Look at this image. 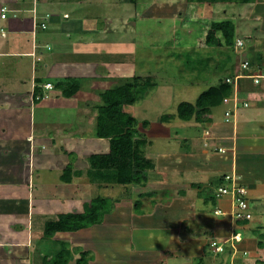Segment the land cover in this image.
<instances>
[{
    "label": "crops",
    "instance_id": "crops-1",
    "mask_svg": "<svg viewBox=\"0 0 264 264\" xmlns=\"http://www.w3.org/2000/svg\"><path fill=\"white\" fill-rule=\"evenodd\" d=\"M73 1L75 0H55V9L49 12L42 10L41 0H0L2 261L10 264H37L34 263L35 258H32V250L44 246L45 243L54 244L56 240H63V235H77L87 230L88 228H84L76 232L57 233L49 240L44 238L47 220H53L59 214L83 212L85 204L96 197L94 195L98 189L103 191L107 186V179L111 177L115 180L110 182L116 183L118 189L126 185V188H132V193H125L126 197L97 195L112 198L115 200V206L111 213L105 214L101 224L91 227L107 226L109 221H113L114 226L118 227L117 233L121 231V234L132 235V239L127 242L132 247L129 251L123 249V235H116V240L120 243L115 242L121 247L122 255L128 254L131 258L126 264H163L166 259L163 258L162 252L164 255H171L164 264H174L175 261L178 264H232L233 250L225 263H218L215 261L218 257L210 256L208 243L213 239L218 242L229 238L234 229L242 231L243 240L239 244L243 251L250 249V257L242 253V262L260 264L262 261L258 260H261V255L264 257V253L261 250L263 248L256 246V242L257 237L264 238V191L260 188L258 192L254 190V193L252 185L264 186V179L260 180L256 173L261 167L264 172V101L261 98L263 93L258 96V91L250 89L242 92L241 97L251 106L242 107L237 120L220 122L212 117L210 122L212 130L215 131L212 136L216 139L213 147L218 146V151L219 148L225 149L212 152L225 155L222 161L224 167L218 164L209 165L204 149H199V145L194 148L196 142H193L186 153L153 150V136L151 141L145 133L139 131L138 126L135 127L134 140L136 144L146 142L145 146H137L140 151L147 150L146 158L142 151L141 155L150 162L147 168H152L147 170L144 185L152 181L153 175L159 176L161 170L166 171L162 166H172L168 169L170 171L166 172L164 180H171V183L174 181L176 186L173 183L167 185L169 189L164 191V199L154 202L151 199L153 191L142 189V183L135 184L123 180L120 173L128 174V171L92 167L91 156L108 153L110 139L93 136L98 103L87 107L86 112L85 106L81 107L79 102L85 85L91 83V87L92 81H101L99 78L105 71L98 70L102 59L94 61L85 58L93 51L111 49L118 58L109 63L104 62L103 65L109 66L110 71L114 73L124 72L126 77H134L139 72H147L152 76L151 69L140 71L142 66L147 65L145 58L141 57V60L136 61L138 56L145 52L140 49H149V39L142 45L136 20L127 19L128 17L123 15L120 21L114 24L117 18L115 16L122 14H112L110 18L106 13L100 14L95 10L96 6L100 7L99 11L107 9V5L101 6L97 0H86L81 2L78 10L77 7L73 9ZM60 5L66 7L62 14L56 10L60 9ZM2 7L8 10L5 18L1 17ZM263 13L261 9V14ZM36 21L38 25L44 21L48 26L44 30L37 29L34 33ZM115 44L120 48H116ZM129 50L131 54L126 55L128 58L121 59L119 53ZM260 53L264 56V50ZM140 61L145 63L141 64ZM160 63H164V66L158 70L171 68L164 60ZM68 78H77L81 84L80 89L71 97L64 95V91L70 87ZM261 80L264 90V79ZM44 83H49L52 87L45 88ZM106 89L108 87L103 91ZM253 100L256 102L253 103ZM234 121L237 131L232 132ZM88 123L90 124L86 127ZM155 159L162 161V168H156L153 164ZM254 161L259 164H254ZM173 166L176 168L173 169ZM172 169L178 173L172 172ZM110 171L113 172L112 175ZM233 171H236L247 186L250 202L254 199L256 208L253 221L236 228L228 215H216L212 211L214 217H211V203L214 208L218 207L224 211L230 204L226 198L218 199L214 194L209 195L210 192L204 188L207 180L216 174L223 178L225 174ZM222 178L217 179V184L222 182ZM129 184L133 186H127ZM138 185L141 186L140 189L135 190ZM206 234L209 236H202ZM110 244L112 245V242ZM155 246V250H149ZM23 250L25 254L21 253ZM3 252H7L6 255ZM253 253L256 256L251 259ZM100 257L103 258L101 263L107 264L106 259L102 255ZM172 257L173 261L170 260ZM92 261L94 262V256Z\"/></svg>",
    "mask_w": 264,
    "mask_h": 264
},
{
    "label": "rangeland",
    "instance_id": "rangeland-1",
    "mask_svg": "<svg viewBox=\"0 0 264 264\" xmlns=\"http://www.w3.org/2000/svg\"><path fill=\"white\" fill-rule=\"evenodd\" d=\"M84 1L86 0L73 1V9L77 7L79 10V7H81L82 4L81 2ZM97 1L100 2L101 6H108L107 9H101L100 11V7L96 6L95 10L100 14L106 13L110 18L115 14H122L115 16L117 18L114 20V24L120 21V17L123 15H126L128 17L127 19L131 18L133 20H136L138 26L137 33L140 35V37H142V45H145L147 42L146 40L149 39V49H140L141 52H145L142 53L144 55L140 54L136 61H138V59L141 60V57L146 59L145 61L147 62V65L142 66L140 68V71L151 69L152 76H150V73L147 72H139L137 75L139 76L141 82H151L152 87L149 88L146 94L143 97L139 98V100L134 105L127 106L126 110L138 119L139 123L137 126L140 129L139 131L145 133V135L151 141L153 138L151 148L153 150H159L160 152H166L170 150L171 152L176 151V154L179 152L186 153L188 152L189 147L194 144L193 142H196V144H194V148L198 147L199 145V149H204L206 160L209 165L213 166L214 164H218L219 166L224 167V163H222V161L224 160L225 155L222 156L223 153H218L221 151L220 148L218 151V146L214 148L216 146L214 145L213 147V144H216V139L212 136V134H214L215 132L212 130V123L210 121L199 122L195 119L196 116H194L190 121L181 120L178 116L177 109L181 102H195L198 96L210 86L219 85L222 82V78H225L226 81L228 78L234 79V77L236 76L235 75L233 77V73L235 70L237 71V73L244 71L241 63L245 60L250 61V63L251 61L256 60L254 66L259 65L258 71H264V56H262V53H260L261 50H264V13L261 14V9L264 12V0H257L256 2L247 4L227 2L216 3L211 2L210 0L201 2H188L187 0ZM54 3L55 0H41L40 6L42 10L51 12L55 9L56 5L54 6ZM59 8L60 9L56 8V10L60 14L66 11V7H63V5H60ZM261 15H263L262 18ZM224 19L233 20V22L237 26V34H240V39H242V42L244 40L243 46L236 47L234 51L226 44L219 43L221 32L217 31L213 26L214 22ZM130 24H132V21ZM118 46V44H115L116 48ZM173 50H177V53L180 57H173L170 53L173 52ZM119 54L121 59L126 60L128 58V56L126 55L131 54V50L124 52L122 51ZM256 54H259L260 59H258V57L256 58ZM158 56L160 57L158 58ZM85 58H89L94 61L102 59L100 62L101 64H99L98 66V70L101 71L102 69H105L103 76H99V79L101 81H92L91 87V83L85 85V88L82 87L84 96L81 95L79 102L81 107L85 106L84 109L87 112V107L95 105L96 103H99L101 101V92H103L105 88H111L114 85L124 84L128 81V79L132 80V76L126 77L124 72L114 73L110 71L109 66L103 65L104 62L109 63L112 60L118 58L110 48H107L106 50L102 49L98 52L93 51L91 52V55H88ZM185 58L190 59L192 63H185L183 61V59ZM162 60L165 61V64L169 63L168 66H170L171 68L168 69L167 67L168 72L167 70H158L159 67L164 66V63H160L162 62ZM140 63L144 64L145 62L140 61ZM251 70L252 69H248L247 71L249 72ZM261 81L259 82L260 84H254L252 79L250 80L240 78L237 83V95L239 94V92L245 91V89H250V91L256 90L258 91V96H261V92L263 93L261 98L264 101V90ZM229 84L235 87L234 82ZM243 102H245V100H243ZM255 102L256 101L253 100V103ZM222 104L212 107L209 116L211 117V119L213 117V119H216L220 122H230L231 119L236 116L230 114L231 111L234 110L233 102L230 99L229 102H222ZM258 104L260 103L258 102ZM244 106L245 105H242V103H240V107ZM250 106V104H247V107ZM238 115L239 110L237 113V118ZM165 116H169L170 118L168 117V120H163L162 118ZM209 116H204V118ZM228 117L231 119L228 120ZM88 120L86 121L88 122ZM145 120H148L150 124L144 126L142 122H144ZM89 124L90 123H88L86 127H88ZM83 129L86 130L87 128ZM231 131H237V124H234V127ZM194 135L199 137H194ZM217 140H219L220 142L222 141V139ZM145 145L146 142L144 146ZM212 150L218 151V154L213 153ZM141 151L144 158H146L145 155L147 150L146 152L143 150ZM249 163L252 164V161H250ZM153 164L156 166V168L159 169L164 167L166 171L164 172V170H161L159 176L155 173L156 175H153L152 181H148L147 183H145V185L142 182V187L138 185L134 189L137 190L141 187L144 190L153 191L151 199L156 202L162 201L164 199V191L169 189L167 185H171L173 183V185L176 186V183L174 181H172L171 183V180L169 181L168 179L167 182H165L164 180L166 172H169L170 170L168 169H170V167L172 166L169 167V164H167V167H161L163 163L162 161H160V159H155L153 161ZM254 164L259 163H255L254 161ZM147 167H149V164H147ZM251 167L252 166H250L249 168L251 169ZM175 168L176 167L173 166V169ZM150 169L152 168H147V170ZM261 169L263 168L261 167L257 169L256 173H258V176H260V180H263L264 172ZM172 172L178 173L177 170H173ZM219 178H222V176L220 177L218 176V174H216L213 178L211 177L209 180H207L206 185H204L206 187L203 186L205 188V191L210 192L209 195L213 196V194L215 193V190L213 192V188L216 186ZM112 179L115 180V178ZM112 179L111 177L108 178L107 186L103 189V191L98 189L97 193L94 196L104 194L110 197H126L127 194L132 193V188H126V185L125 187L118 189L116 187V183L110 182ZM260 185L261 184L252 185V190L254 193L260 188L264 191V186L262 185L261 187ZM127 186L133 185L129 184ZM262 196H264V194H262ZM250 205L251 210L255 214L256 208L254 199H252ZM145 206L146 205H144L143 207ZM213 208L214 206L211 203V205H209V209H211V217H214L215 214L214 212V214H212V211L218 209V207L214 208V210ZM253 219L249 220V222L253 221ZM233 225H236L235 227L238 226L234 223ZM117 228L118 227L114 226L113 221H109V224L107 226L91 227L85 231L79 232L77 235L66 234L63 235L62 238L64 241L67 240L71 242L70 249L72 251V255L75 256V258L80 257V254L83 251L88 252L89 254L86 255V258H88L89 260L88 264H103L101 263V259H103L100 257L101 255L104 257V259H106L107 264H126V261L128 263L131 258L128 254L122 255V249L119 244H117V242L120 243V241L116 240V235L120 237L123 235V249L125 248V250L127 251L131 250L132 248L129 246V244H127V242L129 243V240L132 239V235L128 236L127 234H121V231H119L120 233H117ZM202 236L207 237L209 235L206 234ZM257 238L258 239L256 242V246H258L259 248H263L261 250H263L262 253H264V247L260 246V243L264 244V238ZM110 241L112 242V245L110 244ZM215 241L217 240L213 239L211 243L209 242L208 244L210 248H208L210 249V256L215 255L216 257H218L215 260L218 263H225L224 261H226V259L230 256L231 251L235 250V248L236 253H238L235 254V256L231 257L232 264H240V262H242V259L244 260L242 253L247 254L248 257H250V249H247L248 251L244 252L239 243H235V248H233L234 246H231V244H226V252L224 251L222 253H217L215 250ZM126 244L127 246H124ZM51 245L52 244H50L49 242L48 244L45 243L44 246L51 247ZM155 248L156 246L149 248V250H155ZM7 249L10 250L11 248ZM52 250L53 249H51L50 251ZM43 252H45L44 249ZM232 252L234 254V251ZM3 253L6 255L7 252ZM21 253L25 254V250L21 251ZM257 253V255H259L260 251L258 250ZM223 255L224 257H222ZM254 255L256 256V254L254 253L251 254V259L255 258ZM93 256L94 262L91 259ZM162 256L164 259H166L165 261L171 258V255L169 253L164 255V253L162 252ZM261 257V260L258 261H262L260 264H264V257L262 255ZM173 259L174 258L172 257V259L170 260L173 261ZM36 262H40L39 257H36L34 259V263ZM0 264H10V262L2 261V259L0 258ZM174 264L178 263L175 261ZM244 264H246V261H244ZM249 264L252 263L249 261Z\"/></svg>",
    "mask_w": 264,
    "mask_h": 264
},
{
    "label": "trees",
    "instance_id": "trees-1",
    "mask_svg": "<svg viewBox=\"0 0 264 264\" xmlns=\"http://www.w3.org/2000/svg\"><path fill=\"white\" fill-rule=\"evenodd\" d=\"M187 1L201 2L205 0ZM210 1L216 3L227 2L247 4L256 2L257 0ZM213 26L217 31L221 32L219 43L226 44L234 51L237 47V39L241 37L239 36L240 34H237V26L233 20L224 19L216 21L213 23ZM39 29H43V27L40 25ZM170 53L173 57H180L177 50H173V52ZM257 57L260 59L259 54H256V58ZM183 61L187 64L192 63L188 58L183 59ZM255 61L256 60L251 61L250 69L252 70L249 72L254 73L259 70V65H256L257 67L254 66ZM236 74L237 71L235 70L233 77ZM131 79L132 80L128 79L124 84L114 85L101 92V101L97 104L98 114L93 136L98 138H109L110 151L105 154H93L90 160L93 168L110 169L119 172L128 171V174L120 173L123 180H128V182H133L135 184H141L147 180V164L150 162L142 157L139 152L140 149L137 146V144H141L140 146H142L144 142H138L136 144L134 140V128L138 125L139 121L133 116V114L126 110V107L134 105L139 98L143 97L148 89L152 87V84L149 81L141 82L138 75ZM68 82L70 83V87L64 91V95L71 97L80 89L81 84L80 80L77 78H68ZM233 94L234 86L227 83L225 78H222V82L219 85L210 86L198 96L195 102H181L177 109L178 116L184 121H190L194 116H196L195 119L199 122L211 121V117L209 116L211 108L221 105L224 98L231 97ZM240 95H242V91L239 92V99L243 102V98ZM204 116L209 117L204 118ZM168 117L169 116H165L162 119L168 120ZM142 124L147 126L150 122L145 120ZM110 172V175H112L113 172ZM218 185L219 184H217V186ZM114 202L115 200L112 198L96 196L92 198L90 202L85 204V210L83 212L59 214L57 218L47 220L44 227L45 240L52 239L57 233L76 232L96 224H101L104 221L105 214L113 211ZM248 222L249 221L241 220L237 222V225L243 226ZM260 246H263V243H260ZM43 249L45 252H43ZM51 249L53 250L50 251ZM31 254L32 258L39 257L41 261L40 264L89 263L88 258H86V255L89 254L88 252L83 251L81 252L80 257L75 258V256L72 255L70 244L62 239L56 240L51 247L42 246L38 249L32 250ZM37 264L39 263L37 262Z\"/></svg>",
    "mask_w": 264,
    "mask_h": 264
},
{
    "label": "built area",
    "instance_id": "built-area-1",
    "mask_svg": "<svg viewBox=\"0 0 264 264\" xmlns=\"http://www.w3.org/2000/svg\"><path fill=\"white\" fill-rule=\"evenodd\" d=\"M8 10L6 7L1 8V17L5 18ZM34 27H36V22H34ZM43 27H46V24L43 23ZM242 39L238 38L237 39V47H241L244 44L241 41ZM242 68H244V71L239 72L236 74L234 79L228 78L227 83H235L234 87V94L231 97H226L223 99L224 103L229 102L231 99L233 102L234 110L231 111V115H236L233 119L235 120L237 118V113L238 110L240 109V103L242 105L247 106L248 103L242 102L239 99V94L238 93V80L240 78H245V79H252L254 83H259L261 79L264 78V71L262 72L258 71L255 73L248 72L247 70L251 68L250 61L245 60L241 63ZM229 114V113H228ZM227 114V115H228ZM231 119L228 117V120ZM235 124V122H234ZM221 151H225L224 148H220ZM215 197L216 198H226L229 201V208L224 211L223 209H215L214 213L216 215H228L230 216L232 223L237 224L238 221L241 220H252L254 213L251 210V205H250V198L248 195V188L247 186L241 181L240 177L236 173V171H233L230 174H225L223 176V181L216 187L215 189ZM236 226V225H235ZM236 228V227H235ZM243 240V234L242 231L238 230H233L232 234L230 235L229 238H226L223 240L221 243L215 241V250L217 253H222L226 250V244H231V246H234L235 243H239ZM235 248V246L233 247ZM234 251L233 256H235L236 253V248ZM234 259V258H233ZM244 264V262L242 263Z\"/></svg>",
    "mask_w": 264,
    "mask_h": 264
},
{
    "label": "clouds",
    "instance_id": "clouds-1",
    "mask_svg": "<svg viewBox=\"0 0 264 264\" xmlns=\"http://www.w3.org/2000/svg\"><path fill=\"white\" fill-rule=\"evenodd\" d=\"M48 18L46 17V20H47ZM43 23H45L46 24V22H44V21H42L39 25H38V22L36 21V27H35V30H34V33H36L37 32V29H39L40 28V25L43 27ZM48 25L46 24V27H47ZM46 27H43V29H41V30H44ZM36 36V35H35ZM36 48V47H35ZM264 79V78H263ZM251 80V79H250ZM253 81V80H252ZM43 86L45 87V88H51L52 86H51V84H49V83H44L43 84ZM244 107H247V106H244ZM242 107H240V109H241ZM239 109V110H240ZM235 122V121H234ZM239 231V230H238ZM243 262H240V264H242Z\"/></svg>",
    "mask_w": 264,
    "mask_h": 264
}]
</instances>
